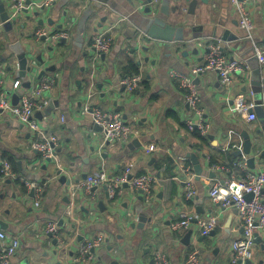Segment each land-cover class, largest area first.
I'll return each instance as SVG.
<instances>
[{
	"label": "crops",
	"instance_id": "obj_1",
	"mask_svg": "<svg viewBox=\"0 0 264 264\" xmlns=\"http://www.w3.org/2000/svg\"><path fill=\"white\" fill-rule=\"evenodd\" d=\"M179 2L167 22L200 27L196 38L174 42L148 38L135 24L146 15L148 0H56L21 13L11 30L0 20V87L16 102L31 93L42 77H50L52 86L43 94L48 103L35 116L58 140L57 160L43 159L30 149L32 134L25 126L8 114L0 116V168L8 161L14 172L13 177L0 173V221L6 224L0 229L20 239L11 264H153L156 249L167 255L168 264H184L194 247L199 250L200 264H232L231 242L240 235L241 226L234 208H224L208 195L209 187L226 175L210 166L211 162H246L253 156V168L247 167L264 170V155L259 154L264 149L260 131L264 110L255 106L249 111L255 118L249 120L232 105L237 94L254 101V69L259 68L264 88V64L259 65L252 55L253 40L264 44V0L249 4L252 40L239 26L230 0H197L192 13L187 0ZM150 8L155 13L159 6ZM218 22L237 39L215 37ZM38 27L51 34L65 30L69 36L37 39ZM103 29H110L111 45L108 52L95 57L92 39ZM15 41L24 47L27 64L35 61L25 76H20L17 55L9 46ZM208 42L219 43L226 57L244 60L248 69L235 73L227 85L213 71L196 77L202 107L201 124H196L199 116L189 108L186 90L168 73L171 69L188 73L191 66L202 62ZM128 60L137 64L141 77L132 91L121 83L122 66ZM40 70L44 73L37 77ZM87 100L92 106L121 114L132 129L129 138L99 151L101 129L82 113ZM249 136L258 138L255 149L237 154ZM189 153L195 154L202 168L199 175ZM183 163L193 172L195 195L189 200L183 192L186 176L179 169ZM126 164L137 173L156 175L148 203L141 192L127 187L113 197L104 186L91 193L78 187L77 196L70 197L71 185L87 174L101 167L117 172ZM29 181L42 186L38 206ZM182 209L197 218L217 216L215 228L205 235L195 224L185 231H171L169 223ZM140 214L150 218L142 227L137 226ZM49 221L57 223V237L46 232ZM98 234L105 236L104 242L94 249L92 258L80 259L79 243ZM257 234L261 241L255 242L254 256L246 264H264V228Z\"/></svg>",
	"mask_w": 264,
	"mask_h": 264
},
{
	"label": "built area",
	"instance_id": "obj_2",
	"mask_svg": "<svg viewBox=\"0 0 264 264\" xmlns=\"http://www.w3.org/2000/svg\"><path fill=\"white\" fill-rule=\"evenodd\" d=\"M56 0H40L31 2L30 0H8V19L15 20L21 13L32 10L34 5L43 7L52 4ZM162 0H149L150 7L156 9ZM255 0H230L238 14V24L244 30L246 37L253 39L252 16L249 4ZM68 38V31H54L52 34L44 28L38 27L35 30V37L41 38ZM252 55L259 65L264 64V44L252 41ZM111 45L110 29L99 30L92 39V46L95 50V57L108 52ZM208 51L204 54L202 62L191 66L188 73L180 70H169V76L178 81L179 85L186 90V101L191 111L199 116L196 124H201V99L195 84V78L206 71H213L219 76L220 82L227 85L237 72L248 69L244 60L231 59L226 57L217 42L207 43ZM31 65L35 61L31 60ZM140 75L124 76L121 83L127 91L135 89L140 82ZM53 80L50 77H42L31 93L23 96L16 103L0 87V116L8 114L23 124L32 134L29 142L30 149L36 150L43 159L57 160L56 147L57 137L47 132L39 123L35 116V111L45 106L48 101L43 95L52 86ZM1 84V81H0ZM17 86V85H16ZM233 110L240 115L246 114V118L251 120L255 114L250 112L257 104L248 100L243 94H237L232 99ZM258 105L264 110V94L261 96ZM82 113L88 114L91 122L101 129L102 140L99 151L114 146L118 142L126 140L131 135L130 125L123 119L121 114L111 110H105L97 106H92L89 101H85L82 106ZM193 124L189 123V128ZM184 160L185 157H181ZM213 171H223L226 175L222 180L215 181L208 190V195L215 203L222 207H232L236 211V216L241 226V233L232 240V264H246L254 256L255 233L264 228V170H253L247 167L244 160L231 161L229 163L213 164L210 166ZM179 169L186 176L184 179L183 192L186 200L195 195L193 184V172L184 163ZM2 177H13L14 172L8 161H3L0 168ZM156 175L152 172L137 173L131 164H126L117 172H109L101 167L97 171L89 173L77 184L71 185L69 195L73 199L77 196L78 187H82L88 193L93 192V188L106 186L109 197L120 193L125 187L133 190H141L145 202H149L153 197L152 187L156 182ZM126 184V186H125ZM29 188L33 190L35 196L34 204L38 206L42 191L41 184L29 181ZM196 221H193V220ZM217 223V216L210 215L197 218L194 214L182 209L177 219L169 223L171 231L188 230L193 224L201 235L208 234ZM58 225L55 221L46 224V232L58 236ZM105 240V236L98 234L91 238H86L78 245L79 258L88 260L93 257V251ZM20 246V239L17 235L8 234L0 229V264H11V259ZM200 253L198 248H192L187 255L184 264H200ZM153 264H168L167 255L160 249L153 251Z\"/></svg>",
	"mask_w": 264,
	"mask_h": 264
},
{
	"label": "water",
	"instance_id": "obj_3",
	"mask_svg": "<svg viewBox=\"0 0 264 264\" xmlns=\"http://www.w3.org/2000/svg\"><path fill=\"white\" fill-rule=\"evenodd\" d=\"M171 1H173L174 4H171ZM179 1L180 0H162L159 5V8L157 9L155 13L151 12L150 7H147L144 10L146 15L140 17L138 21L135 22L137 28H139L148 38H151L157 41L174 42V41H186L192 38H196L198 36V31L201 29L200 27L195 26V25L193 26L173 25L167 22V17L171 14V12H175L178 10L179 3H180ZM187 1L189 2L188 12L192 13L194 11L195 5L197 4V0H187ZM202 1L206 2L207 0H202ZM0 20L3 23V26L7 30H11L13 28V25L16 22L15 20L8 19L7 6L2 0H0ZM221 25H222V22H218V24L214 27L213 35L217 38H220L221 40H226V41L234 40L235 41L237 39V36L230 33L227 29H223V28L221 29ZM43 37L45 38V36ZM9 46L12 48L13 52L17 55L19 69H20L19 70L20 76H25L27 71L28 72L32 71L33 65L27 64V58L25 56L24 47L21 45L19 41H15L9 44ZM253 59H255L254 56H253ZM43 73L44 71L40 70L37 73V77H40ZM253 75L256 76V79H253L251 81V89L254 93V98H255L254 102L257 104L256 105L257 107L259 106L258 103H260L261 96H262V90H264V88H262V78H261V72L259 68L253 70ZM195 81H197V78H195ZM12 101H13V98H12ZM16 102L13 101V103H16ZM51 107H52V103L49 104V108ZM97 128L100 130L99 126H97ZM260 131L262 132V134H264V125H262V128ZM251 138L249 136L244 139L243 147L241 150H238L236 152L237 154H240V153L250 154L251 148L255 149V146L258 142V138L256 136H253ZM134 143L135 145L140 144V142H138L137 140H134ZM259 154L264 155V149L260 150ZM187 155L190 157L193 163V168L195 170V173L199 175L202 168L198 164V160L195 154L189 153ZM253 161H254L253 156H249L246 159L247 165L250 168H253V165H254ZM104 188H106V186H104ZM139 192H141V190H139ZM149 220H150L149 217L142 216V214H140L139 222L137 226L142 227L143 224ZM193 221H196V220L194 219ZM0 227L5 228L6 224L3 221H0ZM49 234L51 235V233ZM189 235H190V231H187V233L184 236V239L186 242L188 241ZM260 241H261L260 237L258 236L257 233H255V242L259 243Z\"/></svg>",
	"mask_w": 264,
	"mask_h": 264
},
{
	"label": "trees",
	"instance_id": "obj_4",
	"mask_svg": "<svg viewBox=\"0 0 264 264\" xmlns=\"http://www.w3.org/2000/svg\"><path fill=\"white\" fill-rule=\"evenodd\" d=\"M138 72H139L138 66L132 60H128L127 63L122 66V73H123L124 76H126V75H128V76L136 75V74H138ZM211 164L213 165V164H216V163L215 162H211Z\"/></svg>",
	"mask_w": 264,
	"mask_h": 264
},
{
	"label": "rangeland",
	"instance_id": "obj_5",
	"mask_svg": "<svg viewBox=\"0 0 264 264\" xmlns=\"http://www.w3.org/2000/svg\"><path fill=\"white\" fill-rule=\"evenodd\" d=\"M248 41V40H247Z\"/></svg>",
	"mask_w": 264,
	"mask_h": 264
}]
</instances>
